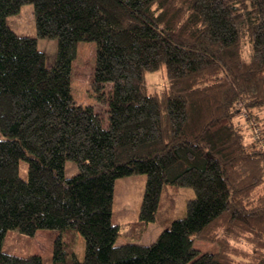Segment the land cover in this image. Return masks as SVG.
<instances>
[{
	"label": "trees",
	"instance_id": "16d2710c",
	"mask_svg": "<svg viewBox=\"0 0 264 264\" xmlns=\"http://www.w3.org/2000/svg\"><path fill=\"white\" fill-rule=\"evenodd\" d=\"M23 3L35 36L6 22ZM36 37L56 39L50 65ZM80 41L95 43L92 83L111 84L108 127L70 102ZM158 68L165 86L149 89ZM242 109L264 139V0H0V264H44L2 243L46 228L58 231L50 264H264V146L245 140ZM137 172L138 215L122 231L114 182ZM179 186L194 196L173 218ZM149 222L162 229L138 243ZM122 232L134 241L117 244Z\"/></svg>",
	"mask_w": 264,
	"mask_h": 264
},
{
	"label": "rangeland",
	"instance_id": "374dc122",
	"mask_svg": "<svg viewBox=\"0 0 264 264\" xmlns=\"http://www.w3.org/2000/svg\"><path fill=\"white\" fill-rule=\"evenodd\" d=\"M9 27L19 35L35 36L33 5L23 3L17 13L10 14L6 17ZM37 47L42 50L46 56V63L50 65L54 59L56 49V39L49 37H36ZM95 43L93 41H80L77 45L75 58L72 61L71 83H70V102L73 105L87 106L91 112L97 116L104 127L109 123V106L108 97H110V83L100 82L92 83V71L94 66ZM145 79L149 89H159L165 86L164 68H158L145 73ZM95 87L100 90L102 98L98 97ZM103 93L107 95H103ZM104 97V98H103ZM246 118V119H245ZM241 132L245 140H260L264 146V139L261 137V126L254 116H248L247 112L242 109L236 117ZM77 171V166L72 160H65L64 174L70 176ZM19 175L26 176V162L19 161ZM145 184V174L132 173L115 179L113 190V201L111 207V221L119 223L121 230L126 227L127 221L137 218L140 201ZM194 196L192 188L179 186L176 191L172 217H181L185 213L186 200ZM124 226V227H123ZM162 229V226L156 222H149L144 230L138 243H150ZM123 231V230H122ZM56 229H39L30 237L18 232L16 229H9L6 232L2 243V249L8 253L16 255L38 253L41 255L44 264L51 263L52 242L57 235ZM124 232L117 237L116 243L134 241L127 238ZM195 246L200 250H214L215 243L197 239ZM73 251L78 258H82L84 251V240L77 233L73 240Z\"/></svg>",
	"mask_w": 264,
	"mask_h": 264
}]
</instances>
